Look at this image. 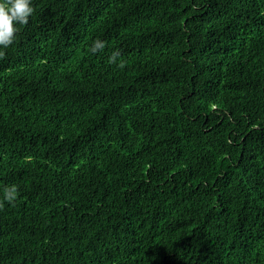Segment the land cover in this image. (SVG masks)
<instances>
[{"label":"trees","instance_id":"1","mask_svg":"<svg viewBox=\"0 0 264 264\" xmlns=\"http://www.w3.org/2000/svg\"><path fill=\"white\" fill-rule=\"evenodd\" d=\"M32 5L0 49V264H264V0Z\"/></svg>","mask_w":264,"mask_h":264},{"label":"clouds","instance_id":"2","mask_svg":"<svg viewBox=\"0 0 264 264\" xmlns=\"http://www.w3.org/2000/svg\"><path fill=\"white\" fill-rule=\"evenodd\" d=\"M34 12L32 0H0V49H7L13 45L20 31L18 26H26ZM105 46L104 41L97 39L93 42L90 51L95 54L102 51ZM120 55L119 50L113 52L109 58V63H116L117 57ZM4 58L5 52L0 50V59ZM118 67L123 69L125 65L121 62ZM18 195L19 190L16 185L5 187L3 200L0 201V209L4 207V202L15 206Z\"/></svg>","mask_w":264,"mask_h":264}]
</instances>
